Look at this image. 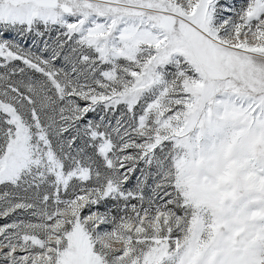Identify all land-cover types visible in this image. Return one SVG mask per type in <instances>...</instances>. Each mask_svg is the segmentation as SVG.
Here are the masks:
<instances>
[{"label": "snow or ice", "instance_id": "6c2138e0", "mask_svg": "<svg viewBox=\"0 0 264 264\" xmlns=\"http://www.w3.org/2000/svg\"><path fill=\"white\" fill-rule=\"evenodd\" d=\"M0 264H264V0H0Z\"/></svg>", "mask_w": 264, "mask_h": 264}]
</instances>
